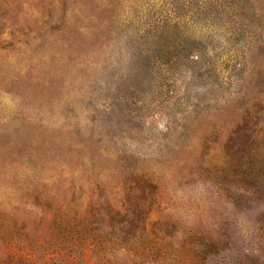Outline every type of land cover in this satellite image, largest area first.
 <instances>
[{"label":"rangeland","instance_id":"374dc122","mask_svg":"<svg viewBox=\"0 0 264 264\" xmlns=\"http://www.w3.org/2000/svg\"><path fill=\"white\" fill-rule=\"evenodd\" d=\"M0 264H264V0H0Z\"/></svg>","mask_w":264,"mask_h":264}]
</instances>
